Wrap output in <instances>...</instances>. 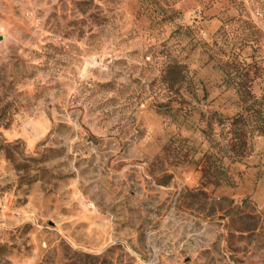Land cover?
Listing matches in <instances>:
<instances>
[{
  "label": "rangeland",
  "instance_id": "1",
  "mask_svg": "<svg viewBox=\"0 0 264 264\" xmlns=\"http://www.w3.org/2000/svg\"><path fill=\"white\" fill-rule=\"evenodd\" d=\"M254 110L264 0H0V264H264Z\"/></svg>",
  "mask_w": 264,
  "mask_h": 264
},
{
  "label": "trees",
  "instance_id": "2",
  "mask_svg": "<svg viewBox=\"0 0 264 264\" xmlns=\"http://www.w3.org/2000/svg\"><path fill=\"white\" fill-rule=\"evenodd\" d=\"M179 77V78H178ZM164 80L171 86L175 87L177 84L179 87L183 88V85L187 82L186 79V74L178 69V66H169L165 75H164ZM255 104H257V101H254ZM165 107H168L167 112L165 114H169L171 112L172 107L169 104L163 105ZM244 109L240 111L235 117L232 119V126L234 127V134L235 133H240L239 135L241 137H246L247 135V124L245 126L243 125L245 120V114H244ZM253 117L252 120V127L250 129L251 133H257L258 135L264 136V113H260L259 111L257 112L256 110L253 111V113L250 115ZM248 119H251L249 117ZM249 128V127H248ZM236 130V132H235Z\"/></svg>",
  "mask_w": 264,
  "mask_h": 264
}]
</instances>
